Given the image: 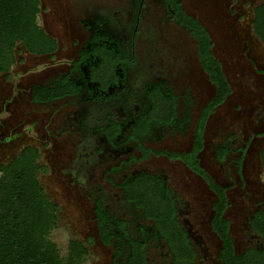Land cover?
<instances>
[{
  "label": "flooded vegetation",
  "instance_id": "flooded-vegetation-1",
  "mask_svg": "<svg viewBox=\"0 0 264 264\" xmlns=\"http://www.w3.org/2000/svg\"><path fill=\"white\" fill-rule=\"evenodd\" d=\"M70 4L81 26L70 42L73 54L44 64L26 95L33 108L30 127L45 124L43 149L59 145L52 156L62 158L69 183L86 194L84 204H91V245L108 251V264H264V187L259 182L251 183L257 186L255 200L243 204L236 225L227 214L230 204L222 215L235 257L227 259L224 240L212 224L217 194L210 179L224 189L228 203L230 187L204 164L208 144L222 168L236 155L235 174L248 183L246 147L234 150L222 138L207 141L213 113L198 137L215 95L198 108V80L208 77L213 83L199 35L214 50L210 29L188 10L186 0ZM152 158L156 165L149 163ZM195 159L201 171L191 166ZM223 176L232 178L227 172ZM196 187L215 195L209 226L193 205Z\"/></svg>",
  "mask_w": 264,
  "mask_h": 264
},
{
  "label": "rangeland",
  "instance_id": "rangeland-1",
  "mask_svg": "<svg viewBox=\"0 0 264 264\" xmlns=\"http://www.w3.org/2000/svg\"><path fill=\"white\" fill-rule=\"evenodd\" d=\"M263 1L186 0L188 10L210 29L214 52L232 88L226 101L210 117L206 139L211 144L221 138L228 140L232 142L234 150L246 147L243 168L248 185L242 184L235 174L232 160L236 155L229 157L225 168L213 161L210 144L203 156L204 164H211L210 169L215 177L230 187L227 214L234 218L235 225L245 210L243 204H251L255 200L257 186L251 183L257 181L264 187L261 160L264 146V74L259 72L264 70V43L255 34L252 23L255 7ZM70 3L71 0H40L39 24L58 43V49L50 53L51 58L46 54H28L27 48L18 41L15 47L17 63L9 72L0 71V179L4 163L11 161L27 145L39 147L42 153L38 172L40 184L53 201L60 203L52 239L62 254L66 252L71 239L85 241L89 251L80 264H108V251H100L98 246L91 245L95 228L91 222V204H84L86 194L81 193L75 184L69 183L70 176L66 178L62 158L51 154L59 145L54 144L51 151L43 149L45 124L35 125L34 129L30 127L33 108L26 95L29 83L43 74L40 69L44 64L71 57L73 47L70 42L81 31L78 16ZM198 84L200 109L214 95L215 85L208 77L198 80ZM36 111L39 112V108ZM35 116L38 117L39 113ZM247 141L250 143L246 146ZM157 162L154 158L149 161L153 165ZM224 172L232 175V178L227 180ZM256 174L259 175L256 177ZM191 193L195 197L193 205L201 221H206L209 226L212 213L210 203L214 200V193L208 189L200 191L197 187ZM234 232H238L237 226ZM236 237L242 244V239Z\"/></svg>",
  "mask_w": 264,
  "mask_h": 264
},
{
  "label": "trees",
  "instance_id": "trees-1",
  "mask_svg": "<svg viewBox=\"0 0 264 264\" xmlns=\"http://www.w3.org/2000/svg\"><path fill=\"white\" fill-rule=\"evenodd\" d=\"M232 1L235 3L237 0ZM39 13L40 0H0L1 72H9L15 64V47L18 41L37 55L56 50V40L39 24ZM194 23L197 25L196 21ZM252 23L255 34L264 43V1L255 7ZM199 35L202 61L217 89L200 120L198 137H201L207 116L226 101L232 88L220 60L216 58L213 43L207 46L205 35L201 32ZM259 72L264 74V70ZM196 153L197 150L194 154ZM261 160L264 170V146ZM190 164L201 171L198 159L190 160ZM40 166L39 152L34 146L25 147L11 161L2 165L0 264H80L88 254L86 246L76 239L68 242L67 250L62 254L58 244L52 239V231L57 226L58 205L50 201L40 184ZM210 181L217 194L212 224L224 240L229 259L228 257H235L234 248L228 234V225L222 219L229 203L224 189L213 180Z\"/></svg>",
  "mask_w": 264,
  "mask_h": 264
}]
</instances>
